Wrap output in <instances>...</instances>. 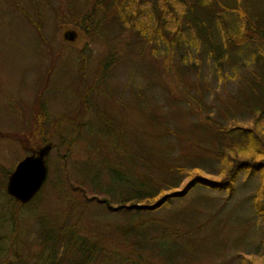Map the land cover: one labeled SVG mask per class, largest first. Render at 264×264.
<instances>
[{"label": "trees", "instance_id": "obj_1", "mask_svg": "<svg viewBox=\"0 0 264 264\" xmlns=\"http://www.w3.org/2000/svg\"><path fill=\"white\" fill-rule=\"evenodd\" d=\"M50 3L51 0L32 3L35 8L33 18L21 9L23 18L39 39L43 38V7L52 9ZM61 8L65 11L63 16L58 15ZM56 10L59 24L70 25L76 32L89 36L100 35L103 31L112 34V39L108 36V40L114 41V45L98 61L95 77L90 79V83L87 81V61L80 55L81 63L77 71L79 88L74 87L75 94L86 112L93 108L99 121L96 125L83 121L72 131L78 138L93 132L97 138L93 140L92 147L102 155V166L108 174L107 182L133 191L127 198H119L116 206H111L106 199L88 196L83 182L78 186L68 183L71 180L67 177L65 161L61 160L67 190L72 194L69 202L66 198L68 195L57 189L63 203L75 206L94 201L110 212L149 213L169 205L172 200L183 198L195 187L231 194L241 172L258 176L255 189L250 194V206L263 227L261 237L256 252L240 255L238 264H264V0H59ZM114 29L118 33L114 34ZM130 38L140 47V56L146 55V63L152 73L158 74L159 70H163L164 75L171 73V78L175 76L177 82L182 81L184 68L196 73L197 88L193 93H187L186 105L189 109L185 112L187 116L192 113L193 127L189 136L196 144L206 143V148L202 146L206 151L207 146L211 147L209 152L217 165L216 176L205 173L197 166H180L164 151L166 138L170 134H177V131L167 127V119L146 105L141 91L133 99L137 97L134 100L135 110L148 119L146 125L149 130L145 132V141L129 132L132 142L125 145L123 122L111 117L105 109H96L94 102L105 99L106 80L125 52ZM195 59L197 63L193 61ZM205 61L216 70L227 99L222 100L224 108H217L216 113H212L211 106L204 103L205 91L199 83L200 69ZM52 70L47 68L40 80L33 118L26 128L27 136L22 138V144L26 146L31 143L32 137L42 144L58 148V145L51 143L53 136H59L63 131L61 129L69 131L70 127L64 128L67 126L65 122L74 125L71 122L74 118L66 120L62 113L51 123H46L45 109L39 101ZM201 78L205 88H208L207 78ZM228 79L240 80L237 95H230L224 90ZM217 99L221 100L220 97ZM226 116L231 117L232 122L227 121ZM240 117L248 119L240 120ZM105 138L110 141L111 147L109 144L107 151L113 152V157H109L102 146ZM88 168L91 170L92 166ZM98 172L95 171L96 174ZM8 174L6 170H0V189L4 190ZM109 194L114 197L115 193ZM37 196L26 204L17 203L9 197L13 205L22 208L32 204ZM77 223L56 226L54 229L46 223V226L40 227L41 251L30 264H152L142 255L143 248L126 236L128 231L134 229L131 225L116 230L124 242L132 243L133 247L130 253H121L112 246L102 244L104 235L100 238L96 230L84 232ZM136 223L135 228L146 229L147 233L157 227L151 218L137 220ZM160 225L158 235H143L138 243L148 244L160 255L166 256L169 251L164 241L171 236L178 237L182 230L171 223ZM12 228L9 237H0V264H29L28 258L20 257L22 240L15 232L17 225Z\"/></svg>", "mask_w": 264, "mask_h": 264}, {"label": "rangeland", "instance_id": "obj_2", "mask_svg": "<svg viewBox=\"0 0 264 264\" xmlns=\"http://www.w3.org/2000/svg\"><path fill=\"white\" fill-rule=\"evenodd\" d=\"M37 1L40 0H0V134L3 135L0 137V170H6L10 175L20 160L47 145L32 137L29 145L22 144V138L27 136L26 128L30 126L29 122L33 118L34 100L41 84L40 80L45 76L47 68L53 70L44 96L41 95L39 101L45 109L46 123H51L62 113L66 120L74 118V121H71L74 125L65 122L67 126L64 128L70 127L71 132L61 129L63 131L59 136H53L51 143L58 145V148L53 146L45 158L46 178L32 204L22 208L13 205L14 202L6 193L9 176L5 179L4 190L0 189V237H9L13 231L12 227L17 225L15 232L22 240L20 257L28 258L29 264L41 251L40 232L38 234L40 227L46 223L49 228L54 229L60 225L71 226L77 221L84 232L96 230L100 238L105 236L101 239L103 245L112 246L121 253H130L133 247L132 243L126 244L116 230L131 225L134 229L128 231L126 236L143 248L142 255L152 264H238L240 255L256 252L263 227L250 206V194L255 189L258 176H249L244 172L240 173L235 190L231 194L227 191L195 187L183 198L172 200L169 205L149 213L110 212L105 210L104 205L94 201H85L82 205L75 206L63 203L57 189L60 188L63 194L66 193L70 202L72 194L67 190V182L73 186L83 182L88 196L106 199L111 206H116L119 198H127L129 193L133 192L122 186H114L111 181L107 182L108 174L102 166V155L98 149L92 147L96 135L91 132L78 138L75 131H72L83 121L93 125L99 121L96 113L92 111L93 108L90 107L86 112L75 94L74 87H78L80 55L87 61V81L90 83L95 77L98 61L113 47L114 41L108 40V36L112 39L110 32L103 31L100 35L89 36L76 32L70 25L59 24L56 12L59 0H51L52 9L43 7V38L39 39L21 14L22 9L33 18L35 8L32 3ZM64 14L65 11L61 8L58 15ZM66 31L75 33L73 41L64 39ZM116 33L118 31L114 29V34ZM126 45L125 52L106 80L105 99L101 97L104 99L102 102H94L96 109H105L111 117L123 122L120 124L124 128L122 135L125 145H131L132 142L129 132L145 141V132L149 130L146 125L148 119L143 117L144 114L140 116L134 104L141 91L146 105L167 119V127L177 131V134H170L166 138L164 151L180 166H197L205 173L216 176L217 165L215 166L209 152L211 147L207 146L206 151L202 148L206 143L196 144L189 136L193 130L192 113L187 116L185 111L189 109L186 105L187 93H193L197 88L196 73L182 69L184 74L181 82H177L175 76L171 78V73L164 75L163 70L157 69L159 73L154 74L147 66L146 55L140 56V47L135 41L130 38ZM193 61L197 63L196 59ZM200 75L206 77L208 82V88H205L199 76V83L205 91L204 103L211 106L212 113H216L217 108H224L222 100L227 101L222 82L212 64L207 61L202 64ZM239 81L228 79L224 90L230 95H237ZM134 96L137 97L133 99ZM226 117L227 121L232 122L231 117ZM243 119L248 118L240 117V120ZM108 140L105 138L102 142L107 153L110 144ZM109 146L111 147V144ZM108 156L113 157V152L108 153ZM61 160L65 161L67 177L71 181L64 180ZM87 166H92L91 170L87 169ZM96 170L99 171L98 174L95 173ZM107 190L115 193L114 197H111ZM150 218L157 225L150 233H147L146 229L135 228L137 220ZM160 223H171L182 230L178 237L171 236L164 241L169 251L166 256L160 255L148 244L138 243L143 235H158Z\"/></svg>", "mask_w": 264, "mask_h": 264}, {"label": "water", "instance_id": "obj_3", "mask_svg": "<svg viewBox=\"0 0 264 264\" xmlns=\"http://www.w3.org/2000/svg\"><path fill=\"white\" fill-rule=\"evenodd\" d=\"M63 37L71 42L75 38V33L66 31ZM51 149V144H47L32 151L30 155L17 163L7 180L6 193L8 196L22 204L29 203L36 196L46 178L45 158Z\"/></svg>", "mask_w": 264, "mask_h": 264}]
</instances>
